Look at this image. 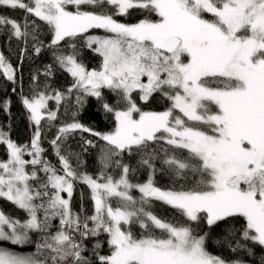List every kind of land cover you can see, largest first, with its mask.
Masks as SVG:
<instances>
[{
    "label": "snow or ice",
    "instance_id": "1",
    "mask_svg": "<svg viewBox=\"0 0 264 264\" xmlns=\"http://www.w3.org/2000/svg\"><path fill=\"white\" fill-rule=\"evenodd\" d=\"M0 41V264H264V0H0Z\"/></svg>",
    "mask_w": 264,
    "mask_h": 264
},
{
    "label": "trees",
    "instance_id": "2",
    "mask_svg": "<svg viewBox=\"0 0 264 264\" xmlns=\"http://www.w3.org/2000/svg\"><path fill=\"white\" fill-rule=\"evenodd\" d=\"M11 16L19 18L20 16L23 15L22 12H10L9 13ZM140 18L139 14H133L131 17L125 19L124 17H118L122 22H135ZM93 34L96 35H104L102 30H92ZM0 47L7 48V45L3 43V41H0ZM100 60L101 58L88 51L85 50V60L84 62L87 64V66L92 69V68H99L100 66ZM12 61L13 63H17V58L15 55L12 56ZM28 77H29V72H28V65L27 62L24 67V82H25V90L27 89L28 85ZM3 78L0 77V84H3ZM71 83V77L68 76L66 73L64 74H57L55 84L58 87L64 88L69 86ZM10 87V85H9ZM13 100V106H12V117L9 118L5 113L0 112V125H6L7 123H11L12 128H11V138L15 140L17 143H28L31 140L32 136V131L33 129L29 125V122L26 118V114L22 108V106L18 102V97L13 95L12 96ZM54 103V102H50ZM167 106V101H163L160 99L155 100L154 102H150L148 105H146V110H154V111H162L164 108ZM96 108V101L93 99L90 101V106L89 109L82 115L81 119L85 124H91L94 127H97L99 129L103 130H109L110 129V124L107 121H102L101 119V114L95 110ZM55 129H53L51 132L46 133V138L43 140V146L47 149V152L45 153L46 158L50 159L54 164H57L58 162L56 157L53 154V149L51 148L49 141L52 139L53 133ZM87 136L88 134H84ZM78 140L79 136L77 137V140L72 141L73 148L76 150L78 149ZM5 158V148L4 146H0V159ZM27 158V157H26ZM84 159L88 160L89 163L85 165V169L88 170L89 172H95V168L92 167V157L89 155H85L83 157ZM140 179L143 181L145 179V176H141ZM161 185L166 183V181L161 180L160 181ZM79 189L83 190L85 193L84 196V205L88 213L92 212V202L88 199V189L86 186L79 185ZM134 195H138V193H134ZM80 200L79 192L74 194L73 196V201L78 207V202ZM0 207L3 208L4 211L6 212H11L14 215L18 216H23L22 212H19L18 210L15 209V207L4 201H0ZM154 211L156 212L157 215L160 216H165V217H172L175 215V210L170 209L168 206L163 205L159 202L155 203ZM137 232H139V229H136ZM209 251L213 253H218L221 251L214 243L209 242L208 244ZM102 251H106V248Z\"/></svg>",
    "mask_w": 264,
    "mask_h": 264
}]
</instances>
